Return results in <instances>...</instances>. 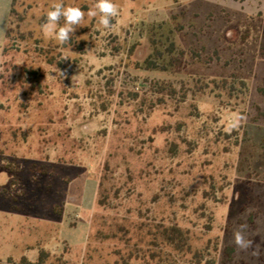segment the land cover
<instances>
[{
  "label": "rangeland",
  "instance_id": "obj_1",
  "mask_svg": "<svg viewBox=\"0 0 264 264\" xmlns=\"http://www.w3.org/2000/svg\"><path fill=\"white\" fill-rule=\"evenodd\" d=\"M12 1L0 0L8 26ZM15 9L0 152L22 158L23 172L44 165L50 189L39 216L0 196V261L36 262L43 248L51 262L123 264L122 234L112 235L145 222L190 232L192 253L164 256L172 264H196V252L202 264H264V0H16ZM12 181L0 170V193ZM87 184V199L97 186L88 224L81 210L54 214L66 191L77 202Z\"/></svg>",
  "mask_w": 264,
  "mask_h": 264
},
{
  "label": "trees",
  "instance_id": "obj_2",
  "mask_svg": "<svg viewBox=\"0 0 264 264\" xmlns=\"http://www.w3.org/2000/svg\"><path fill=\"white\" fill-rule=\"evenodd\" d=\"M15 5L16 0H13L6 40H8L12 34V24L14 22L13 19L16 10ZM1 79L2 74L0 73V82ZM242 84L244 85V83ZM259 91L264 95V88L259 89ZM4 153L3 151L0 152V168H4L11 172L13 181L11 182L10 190L0 193V196L5 194V198L3 199L7 206H9V201L11 200V205L9 206L10 211H26L31 215L39 216L41 211H43V207L47 208V205L43 206V198L46 194V190L50 189L47 185V182L50 183L49 173L43 169L45 167L44 165L36 161L26 166V171L23 172V170H21V163L19 162L23 159L16 154H12V158L9 159ZM45 158L48 159L49 155H46ZM7 193H9L8 197H6ZM11 198L15 203H12ZM24 198L26 201L23 200ZM22 201H24V203ZM64 205L65 202L62 203V205H56L54 214L62 216ZM23 207H25V209ZM118 232L119 233L113 234L112 238H117L119 234H122L119 237V241L123 245L124 251L119 250L116 254L121 257L123 264H172L167 260L173 253L178 255L192 253L190 232L176 225L167 226L164 223L147 224L141 222L132 225L130 228L126 226L120 227ZM105 238L110 239L108 235H106ZM233 252L234 250L231 247L227 249V255L232 256ZM164 256L167 258L166 261ZM193 257L197 260L196 264H202V253L196 252ZM51 259V253L42 248L39 251V258L36 262H32L27 257H23L19 261L9 258L6 263L0 261V264H68L62 257L56 258L55 262H51ZM116 264H120V261H116ZM207 264L212 263L208 262Z\"/></svg>",
  "mask_w": 264,
  "mask_h": 264
},
{
  "label": "crops",
  "instance_id": "obj_3",
  "mask_svg": "<svg viewBox=\"0 0 264 264\" xmlns=\"http://www.w3.org/2000/svg\"><path fill=\"white\" fill-rule=\"evenodd\" d=\"M7 9V8H6ZM0 11H1V7H0ZM8 12V11H7ZM11 12V11H10ZM7 13H5L6 15ZM9 19H10V14H9ZM8 22H7V18H5V21L2 22V19L0 18V73H1V64H2V57H3V45L5 44L6 42V35H7V31H8ZM0 170H6L4 168H0ZM7 171V170H6ZM10 179H12V176L10 177ZM70 185H72L70 183ZM87 186L88 184L85 186V191L81 193L80 195V198H78V201L76 202L75 200L72 201L71 200V195L69 192L66 191V196H65V201H67L64 205V212H63V215L64 216L66 214V212L68 210L70 211H73L75 213V211H77L78 213L81 211H84V213H87V222L86 224H88V219H89V213H90V201H92V205L97 197V191H96V188L97 186L94 185V187L92 186V191L90 192V195H91V199H87V196H88V191L87 190ZM69 190V189H68ZM89 195V196H90ZM73 203V205H72ZM77 218H79V214L76 215ZM65 226H69L67 225V221L65 222ZM78 226V225H77ZM87 226V225H86ZM91 227V226H90ZM90 227L87 228V234H86V237H85V243H84V246L86 248L87 246V240H88V232L90 231ZM69 244V243H68ZM70 245V244H69Z\"/></svg>",
  "mask_w": 264,
  "mask_h": 264
}]
</instances>
